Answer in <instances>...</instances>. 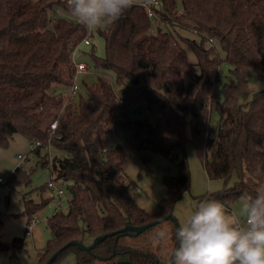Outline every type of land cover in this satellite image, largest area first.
Wrapping results in <instances>:
<instances>
[{
  "label": "trees",
  "instance_id": "16d2710c",
  "mask_svg": "<svg viewBox=\"0 0 264 264\" xmlns=\"http://www.w3.org/2000/svg\"><path fill=\"white\" fill-rule=\"evenodd\" d=\"M160 2V21L155 22L167 29L158 26L152 33L146 10L134 6L115 23L97 29L105 44L103 57L95 54L94 41L89 46L92 68L111 72L119 91H132V98L120 106L124 93L118 94L106 75L79 83L77 99L68 100L76 73L74 51L88 30L71 17L66 0H0V147L20 134L31 144L42 143L32 150L39 156L50 143L57 154L49 161L46 156L41 165L51 163L58 178L72 182L69 210H56L49 218L52 239L37 264H46L71 241L91 246L103 235L107 238L90 252L69 246L52 264L70 254L77 264H167V258L147 246L152 228L137 237L122 230L173 214L176 202L190 190V166L180 157L188 128L208 178L225 186L198 200L218 199L230 208L264 182V90L247 105L239 101L251 73L264 76V0ZM187 47L196 63L189 61ZM224 62L237 82L223 86L217 142L209 155L212 89ZM143 110L155 117L154 123L137 117ZM54 121L58 126L52 135ZM121 131L134 150L176 162L177 174L163 177L167 192L155 213L140 207L124 183L130 157L113 141ZM30 181L21 166L9 180L13 187ZM46 204L34 209L27 205L26 214ZM24 247L25 238L0 241V252Z\"/></svg>",
  "mask_w": 264,
  "mask_h": 264
},
{
  "label": "rangeland",
  "instance_id": "374dc122",
  "mask_svg": "<svg viewBox=\"0 0 264 264\" xmlns=\"http://www.w3.org/2000/svg\"><path fill=\"white\" fill-rule=\"evenodd\" d=\"M158 26L163 30L167 29L166 25L161 22L152 21V33H155ZM102 28V27H101ZM94 32V50L95 54L103 57L105 53V44L103 38L98 34L97 29ZM185 34V33H184ZM192 39L198 40L196 35L187 34ZM92 47L82 46L76 53V62H83L91 69L90 73L83 74L78 78V82L82 85L84 81L91 82L96 80L98 76L108 77L109 81L115 87L118 94L124 95L125 103L133 96L130 89L125 88L119 91L115 77L111 72L103 70H94L92 61L89 56V51ZM188 59L191 63L197 62V57L190 47L186 48ZM221 58L225 59V53L220 50ZM220 81L214 84L212 89V114L209 121V132L207 140V150L210 155L215 148L220 127L221 110L220 105L224 102L223 86L225 83H236V78L230 73V66L224 62L220 69ZM264 90V76H260L252 72L248 78L247 89L240 97L239 101L243 105H247L254 95ZM83 93V90H82ZM70 99V95L68 100ZM71 100V99H70ZM73 101V100H72ZM142 111V110H141ZM142 120L155 122V117L143 110L137 115ZM188 142L185 150L180 154V157L185 156L191 173L190 190L186 191L181 199H179L173 209V216L177 223L183 222L186 211L190 205L198 201V199L207 194H216L225 188L222 180H210L204 170L203 164L199 158L197 149L192 142L190 129L187 130ZM114 145L120 144L124 151L130 157L129 162L125 166V181L129 186L130 192L136 203L146 209L149 213H155L158 209L159 202L164 198L167 192L163 177L175 176L177 174L176 162L167 159L166 157L151 153L149 151H136L127 141V135L121 131L113 135ZM49 145L47 144L46 147ZM34 146L23 135L16 134L10 140L7 147H0V178L4 180V184H0V241L11 242L14 238H25L24 249L16 252H0V264H37L38 259L43 255L47 247V243L52 239V232L48 227V220L56 210L67 212L69 210L72 194L70 191L71 181H67L57 177V174L51 171V163L47 167L41 164L46 159L48 161L51 155L57 153L51 148V151L42 150L40 155H36L32 149ZM184 153V154H183ZM60 155V154H59ZM19 156L26 159H19ZM148 158L149 161H145ZM23 167L31 176V181L28 184H21L17 187L9 182L13 171L17 167ZM53 183V187H49V183ZM235 178L228 184V187H233ZM62 189L64 194L61 198V206H58L60 197L58 190ZM47 204L39 209L35 214L29 216L26 214V206L34 209L41 203ZM239 204V200L234 202L229 208L235 211ZM37 215L40 222L36 224L31 234H27L28 222L31 218ZM173 231L176 228V223L170 220L164 225ZM161 227L158 224L152 227V234ZM174 241L170 242L168 247H161L155 244H150L151 248L157 250L158 255L167 258L168 253L173 246ZM59 264H77L75 255L70 254L65 257Z\"/></svg>",
  "mask_w": 264,
  "mask_h": 264
},
{
  "label": "clouds",
  "instance_id": "9594fccd",
  "mask_svg": "<svg viewBox=\"0 0 264 264\" xmlns=\"http://www.w3.org/2000/svg\"><path fill=\"white\" fill-rule=\"evenodd\" d=\"M156 0H67L76 23L96 30L118 21L134 6ZM153 242L167 248V264H264V182L243 193L235 211L218 199L190 205L173 231L158 221Z\"/></svg>",
  "mask_w": 264,
  "mask_h": 264
},
{
  "label": "built area",
  "instance_id": "2783aa9c",
  "mask_svg": "<svg viewBox=\"0 0 264 264\" xmlns=\"http://www.w3.org/2000/svg\"><path fill=\"white\" fill-rule=\"evenodd\" d=\"M66 2H67V0H66ZM141 6L146 10L147 16H148V18L151 21H160V15L158 13V10L160 9V6H161L160 0H156L154 5L143 4ZM93 41H94V32H93V30H91V31L88 30L87 31V35L82 40L80 46L77 49H75V51H74V61H75L76 53L80 50V48L82 46H85V47L91 46ZM75 66H76V73L74 75V78H73L74 79V83H73V86H72L71 91H70V99L73 100V101H75L77 99L76 97L78 96L79 92L81 91V88H80V85H79V82H78V78L81 75H83V74H87V73L91 72L90 67L88 65H86L85 63H83V62H76ZM123 104H125V100H124V97L121 96L120 99H119V105L121 106ZM116 114H117L116 116H118L119 112H117ZM57 126H58V121H54L51 124V126H50V131L51 132L50 133L52 135L54 134L55 130L57 129ZM111 131L116 133V128L113 126L111 128ZM50 139H52V138H50ZM48 145L49 146L45 147V149L48 150V151H51L52 146H51L50 143H48ZM32 146H34L33 149H32V150H34V149L39 148L40 146H42V143L40 141H36V142H34L32 144ZM19 159L23 160V159H26V157L19 156ZM4 183H5L4 180L2 178H0V184H4ZM53 186H54L53 183L50 182L49 183V187H53ZM63 194H64V191L62 189H59L58 190V196L60 197V201L58 202V206L59 207L62 204L61 198H62ZM39 222H40V218L37 215H34L31 218V220L29 221V223H28L27 234H31L32 228L36 224H38Z\"/></svg>",
  "mask_w": 264,
  "mask_h": 264
},
{
  "label": "water",
  "instance_id": "95a60500",
  "mask_svg": "<svg viewBox=\"0 0 264 264\" xmlns=\"http://www.w3.org/2000/svg\"><path fill=\"white\" fill-rule=\"evenodd\" d=\"M159 31H160V29H159ZM162 219H166V221H167V220H171V221H173V222L176 223V226H178V223H177L176 219L174 218L173 214H169L168 216H166V217H164V218H162ZM159 220H161V219H159ZM159 220L154 221V222L149 223V224H146V225H144V226H140V227L128 226L127 228H124V229L122 230V232L137 237V236H139V235L145 233V232H146L147 230H149L150 228L157 226ZM128 231H130V232H132V233H128ZM110 235H112V234H110ZM106 238H107V235H103V236H98V237H96V238L93 240V243H92L91 246H85V245L81 244L80 242H77V241H71V242H69L67 245H65L63 248H61V249H59L57 252H55V253L50 257V259L48 260V262H47L46 264H52V263L56 260V258L59 256V254L62 253V251H63L64 249H66L67 247H69V246H75V247H77V248L80 249V250L90 252L92 249L96 248V246L99 245L100 242H102V241L105 240Z\"/></svg>",
  "mask_w": 264,
  "mask_h": 264
},
{
  "label": "crops",
  "instance_id": "0c3cea01",
  "mask_svg": "<svg viewBox=\"0 0 264 264\" xmlns=\"http://www.w3.org/2000/svg\"><path fill=\"white\" fill-rule=\"evenodd\" d=\"M149 244H154L153 239L149 242ZM117 264H130V263L128 261H121V262H119Z\"/></svg>",
  "mask_w": 264,
  "mask_h": 264
}]
</instances>
